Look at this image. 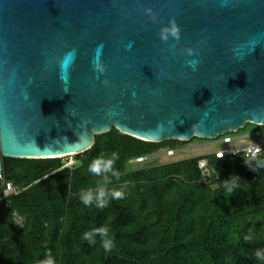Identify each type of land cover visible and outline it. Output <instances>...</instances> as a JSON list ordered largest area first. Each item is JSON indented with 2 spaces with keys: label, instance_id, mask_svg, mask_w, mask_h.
Instances as JSON below:
<instances>
[{
  "label": "water",
  "instance_id": "water-1",
  "mask_svg": "<svg viewBox=\"0 0 264 264\" xmlns=\"http://www.w3.org/2000/svg\"><path fill=\"white\" fill-rule=\"evenodd\" d=\"M175 29V32H173ZM264 127V0H0L2 157Z\"/></svg>",
  "mask_w": 264,
  "mask_h": 264
},
{
  "label": "trees",
  "instance_id": "trees-1",
  "mask_svg": "<svg viewBox=\"0 0 264 264\" xmlns=\"http://www.w3.org/2000/svg\"><path fill=\"white\" fill-rule=\"evenodd\" d=\"M163 145L113 128L74 155L71 167L63 158L2 157L0 264H41L49 255L55 264H264V148L254 163L244 156H207L215 187L202 176L200 157L129 170L131 160ZM97 161L100 173L90 172ZM233 182L239 187L228 194L224 185ZM7 183L16 194L5 196ZM176 189L179 197L166 200L173 212L162 202L135 211L136 197ZM112 191H122V198H112ZM88 194L93 197L84 204ZM101 199L106 207L97 206ZM100 228L108 233L95 231ZM109 237L113 247L106 252L102 241Z\"/></svg>",
  "mask_w": 264,
  "mask_h": 264
},
{
  "label": "built area",
  "instance_id": "built-area-1",
  "mask_svg": "<svg viewBox=\"0 0 264 264\" xmlns=\"http://www.w3.org/2000/svg\"><path fill=\"white\" fill-rule=\"evenodd\" d=\"M206 144H207L206 146L207 148H210L211 146H217V148L213 150L211 149V151L204 152L203 154L197 156V157H200L198 166L205 180L211 177V170L209 168L208 159L206 158L207 156L215 155L216 158H219V159H222L225 157H232V156H244L245 158L249 159L251 163H254L263 151L264 136L261 130L257 129V130L244 133V134H239V135H235V133L226 134L222 137H219L218 139L211 140ZM179 153L185 154L186 158L184 159L192 158V157H188L186 148L179 149V150L167 149L165 152H161L159 155L160 157L161 156L174 157L176 154H179ZM149 158H150L149 156L138 157V158L131 160L130 163L135 165L137 163L145 162ZM67 166L71 167L72 164H69ZM16 192L17 191L13 187L12 184L10 183L6 184V189L4 191L5 196L16 194ZM7 193L8 195H6Z\"/></svg>",
  "mask_w": 264,
  "mask_h": 264
},
{
  "label": "rangeland",
  "instance_id": "rangeland-1",
  "mask_svg": "<svg viewBox=\"0 0 264 264\" xmlns=\"http://www.w3.org/2000/svg\"><path fill=\"white\" fill-rule=\"evenodd\" d=\"M257 129H260L261 132H262V134H263V136H264V127H259V126H255V125H251V124H249L246 128L240 130L238 133H235V135L248 133V132H251V131H254V130H257ZM174 142H172V141L165 142L164 145H163V148L160 149L158 152L150 155L149 156L150 158L147 161H145V162L137 163L135 165H133L131 163L130 164L128 163L129 170L132 167L135 170H139L140 168L154 166V165H160V164L172 163V162L179 161V160H183L184 158H186V156H185L184 153L176 154L174 157H164V156H161L160 157L159 154L161 152H165L167 149H170V148H172L174 150H179V149L186 148L187 149V153H188V157H197V156L203 154L204 152H208V151H211V149L213 150V149L217 148V146H211L210 148H207L206 147L207 146L206 143H208L209 141H207V140H201V139H198V138L192 140L191 142H187V143L180 142V141H176V140ZM62 160L64 161V163H65L66 166L69 165V164L74 165L75 162H76V159L73 156L63 157ZM211 167H210V170L212 172L215 168L213 166H211ZM207 184L208 185H211L213 187L216 186V185L210 183V178L207 179ZM126 190H129V188L127 187ZM180 194L181 193L178 192V189H176V190H173V193L171 192V194H168V195H166V194L164 195L162 193V195L160 196L159 194L154 193V194H151V195L144 196V198H143V196L142 197H138V198L136 197L138 199V202H137V199L136 198L133 199V200H135V201H133L134 202L135 211L138 212V213H141L142 211L145 212L146 209L150 210V209H152V207L155 208L158 202H162V203H164L163 205H164V207H165L166 210H168L169 212L170 211L173 212L172 205L171 204H168L166 202V200L170 196L179 197ZM6 195H8V193ZM87 197H89V194H88ZM90 197H91V195H90ZM147 198H149V200H148L147 203H145V201H146ZM141 201H144V202L142 203ZM87 207L91 208L88 205H87ZM89 208H87V209H89ZM93 211L94 212L96 211L98 213L97 210H93ZM14 220L16 222V225H18V226H22L23 223H24L23 218H21L17 214H15Z\"/></svg>",
  "mask_w": 264,
  "mask_h": 264
},
{
  "label": "clouds",
  "instance_id": "clouds-1",
  "mask_svg": "<svg viewBox=\"0 0 264 264\" xmlns=\"http://www.w3.org/2000/svg\"><path fill=\"white\" fill-rule=\"evenodd\" d=\"M173 32H175V29H173ZM111 165V161H108L107 163H104L103 164V168L104 170H107ZM89 171L90 172H93V173H100L101 171V163L99 161L95 162L94 164L90 165L89 166ZM225 187V190L228 194H231L235 188L239 187V185L235 182L231 183V184H225L224 185ZM100 196L101 197H104L105 196V193L103 191L100 192ZM123 196V192L122 191H112L111 192V197L112 198H122ZM91 197L89 196L88 198H85L83 200V203L84 204H88L89 201H90ZM107 205V200L105 199H101L98 203V207L100 208H103V207H106ZM95 231H100L104 234H107L108 233V229L107 228H100V229H96ZM91 233L90 232H86L84 234V238L86 240L89 241V243H91ZM102 246L104 248V250L107 252V251H110L113 247V239L111 237H109L108 239H105L104 241H102ZM257 255H259V252L257 253ZM41 264H55V261L54 259L51 257V255L48 256L47 259L41 261Z\"/></svg>",
  "mask_w": 264,
  "mask_h": 264
}]
</instances>
